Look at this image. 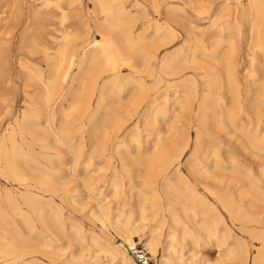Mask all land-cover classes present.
Wrapping results in <instances>:
<instances>
[{
    "label": "rangeland",
    "instance_id": "obj_1",
    "mask_svg": "<svg viewBox=\"0 0 264 264\" xmlns=\"http://www.w3.org/2000/svg\"><path fill=\"white\" fill-rule=\"evenodd\" d=\"M184 1L101 0L104 7H100L96 0H0V264H107L105 250L109 244L122 243L118 232L125 224L128 229L137 231V235H133L142 240L140 246H144L146 239L152 237L159 243L161 241V250L169 239L167 233L170 230L167 226H160L158 219L153 217L155 208H151V205L161 203L160 207L165 206L162 184L166 180L173 183V192L176 195L173 203L177 210V204L181 201L185 205H192V200L187 196L188 192L198 193L207 201L206 214L217 217L216 235L225 233V243L217 247L213 238L210 237V241L200 229L192 232L188 225L190 219L178 211L179 217L190 229V234L185 235L184 242L180 232L173 235L175 246L181 249L183 259L170 264H237L226 259L227 251L232 247L247 251L246 264H264L263 260L258 259L253 262V257L262 244L260 234L264 233V219L258 224L248 223L235 214L246 206L244 193L249 185L263 193L260 204L264 205V88H259L264 84V79H261L264 75L260 70L262 68V72L264 71V58L255 54L259 52L253 46L256 43L253 32H249L246 25H232L233 17L239 16L246 0ZM113 8H120L121 11L114 14ZM107 21L110 25L105 23ZM189 22L194 28L190 27ZM127 29L142 38L140 44L133 42V47L137 49L136 54L126 53L122 44L120 34ZM169 30L171 34H168ZM165 34L167 38L160 40ZM94 39L114 43L128 57V64H133L137 69L133 65L132 68L120 63L117 70L110 73L100 65V69L96 70L101 72L97 84L105 85V93L98 97L95 92L91 99L93 107L96 106L98 98L101 99L98 111L94 117L90 116L95 110L90 107L79 120L67 118L71 130L65 135L66 145L61 143L57 134H34L33 127L37 126L41 130L45 123L44 112L37 106L42 90L32 73L48 78L61 46L65 45L67 49L70 48L69 53L79 55L81 47ZM261 39L264 45V34H261ZM210 42L215 43L210 45ZM203 50L207 58L203 57ZM171 54L174 56L171 61L177 66L174 70L177 74L163 76L159 71L160 61ZM84 68L83 65L82 69L85 70ZM226 69L229 73L233 72L240 94V104L233 111L231 123L225 119L231 108L229 99L226 101L229 98L227 91L223 89L227 79ZM76 70L73 68L72 73H77ZM205 71L213 80V101L208 107L210 110L207 109V119L204 122L207 129L197 124L194 111L186 112L178 106L182 94L191 95L193 90V105L196 107L205 91L200 79V74L202 76ZM192 82L196 84L195 89H191ZM247 83L258 84V94L255 92L256 87H251L252 94L245 99L243 89ZM73 84L72 90L76 91L77 83ZM132 87L136 88L134 91L139 88L137 92L145 87L150 90L141 91L142 102L137 109L128 110L129 107L124 104L133 92ZM66 92L64 90L62 97L53 105V127L57 130L65 119L64 113L73 102V94ZM160 94L163 96L160 97ZM152 97L158 101L147 110V100ZM159 107L163 108V112L155 115L157 120L152 119V114ZM145 113L148 116L144 120L147 115ZM27 114L34 115L36 120L32 117L28 120L31 122L28 123L31 134L19 130L22 115ZM216 114L217 117L214 116ZM217 119L220 120L219 124ZM80 121H85L81 129ZM92 126H95L94 129ZM172 126L182 132L188 127V134H171ZM195 128L203 133L198 135V142L195 140ZM88 129H92L93 136ZM250 138L256 139L259 145L249 144L247 141L250 142ZM186 139L187 144L184 147ZM12 141L16 142L15 149ZM204 152H208L207 155L211 158ZM11 164L16 166L15 169ZM20 174L23 176L20 177ZM231 199L235 202L233 213L230 212L229 215L227 203ZM100 205L107 216L106 222L97 212ZM262 209L264 215V206ZM128 218L129 223L125 222ZM198 218L196 216L195 220ZM138 237L134 240L138 241ZM11 243L19 244L18 249L22 248L23 254L17 256L4 252L6 245ZM126 248L127 246L124 249ZM158 258H155L157 264Z\"/></svg>",
    "mask_w": 264,
    "mask_h": 264
},
{
    "label": "bare ground",
    "instance_id": "obj_2",
    "mask_svg": "<svg viewBox=\"0 0 264 264\" xmlns=\"http://www.w3.org/2000/svg\"><path fill=\"white\" fill-rule=\"evenodd\" d=\"M98 5L100 7H104V3L101 2V0H96ZM184 1V0H183ZM210 1V0H209ZM111 2V1H110ZM112 3V2H111ZM184 3H186L184 1ZM110 4V3H109ZM115 4V3H114ZM113 4V6H114ZM115 5H118V4H115ZM222 5V4H221ZM110 7H112L111 5H109ZM114 7H117V6H114ZM120 7V6H119ZM122 9V7H120ZM115 9L113 8V13L114 14H118L121 9ZM108 9V8H107ZM112 9V8H111ZM111 12V13H112ZM102 13V12H101ZM112 13V14H113ZM217 13V12H216ZM108 17V16H107ZM115 17V16H114ZM217 17V16H216ZM219 17V16H218ZM109 18V17H108ZM116 18V17H115ZM104 19V18H103ZM212 19V18H211ZM118 20V18H117ZM106 21V19H105ZM113 22V19L111 20ZM187 21V20H186ZM215 21V20H213ZM117 22V21H115ZM105 23H109L110 25V22H105ZM119 23V22H118ZM190 23V22H189ZM68 25V24H67ZM190 27L194 28V26L190 23L189 24ZM232 25L234 27H238V26H247V30L249 32H253L252 34L254 35L255 39H256V43L254 46V49L256 52H259V53H255V54H258V55H261L262 58H264V45H263V41L261 39V34H264V0H246L245 1V4L243 5V8L240 10V14L239 16L235 15L233 17V22H232ZM114 26V25H113ZM112 26V27H113ZM224 26V25H223ZM121 27V25H120ZM170 27V26H169ZM108 28V27H107ZM165 28V27H164ZM200 28V27H199ZM113 29V28H111ZM224 29V28H223ZM263 31V32H262ZM162 32V30H161ZM190 32V31H189ZM195 32V31H194ZM72 33V32H71ZM165 33V32H164ZM173 33V31H172ZM196 33V32H195ZM194 33V34H195ZM248 33V32H247ZM65 34V33H64ZM168 34H171L170 30L168 31ZM190 34V33H189ZM192 34V33H191ZM121 39H122V44L123 46L125 47V52L126 53H134L136 54L135 51H137V49H135L133 47V42H138L139 44L141 43V36L139 34H136V36L131 32L129 31L128 29L127 30H122L121 32ZM197 35V34H196ZM195 35V36H196ZM162 36V35H161ZM192 36V35H191ZM166 34L165 36H162V38L160 40H164L166 39ZM193 37V36H192ZM249 36H247L248 38ZM66 39V37H64ZM70 38V37H69ZM72 38V36H71ZM196 38H198L196 36ZM221 38V37H220ZM101 39V38H100ZM254 39V38H253ZM172 40V39H171ZM197 40V39H196ZM204 40V39H203ZM74 41V40H73ZM209 41V40H208ZM248 41V40H247ZM246 41V43H247ZM119 42V41H118ZM150 42V41H149ZM165 42V41H164ZM168 42V41H167ZM151 43V42H150ZM166 43V42H165ZM213 43V42H212ZM210 42V45L212 44ZM215 43V42H214ZM213 43V44H214ZM77 44V43H76ZM120 44V43H119ZM163 44V43H162ZM167 44V43H166ZM212 44V45H213ZM252 44V43H251ZM62 45V44H61ZM75 46V43L74 45ZM192 46V45H191ZM199 46H200V42H199ZM252 46V45H251ZM70 47H72V44L70 45ZM77 47V46H76ZM189 47V46H188ZM193 49H194V46H192ZM215 47V46H214ZM69 48V47H68ZM191 48V47H190ZM251 48V47H250ZM76 49V48H74ZM155 49V48H154ZM178 49V48H177ZM192 49V48H191ZM190 49V50H191ZM192 49V50H193ZM202 49V48H201ZM69 49H67V47L65 45L61 46L58 51H57V56H56V61L54 63V66H53V69H52V72H51V75L48 77V78H44L43 76H41L40 74H38L37 76H35V74L32 73V76L34 78H36L35 80L38 81L42 92H41V96H40V101H39V104H37L38 107L42 108V111L44 112V123H45V126L43 127V129L39 130L37 126H32L33 127V130L35 129L34 134H57V136L60 137L61 139V143L63 145H66V141L65 140V135H68L71 128L68 124V121L67 118L68 117H73V118H76L77 120H79L84 113H86L87 111H89V108L90 107H93L91 105V99L94 95L95 92L98 93V97H100L103 92H104V87L105 85L102 83L101 85L100 84H97V79L100 75L101 72H97L96 70L101 66L104 67L103 69L110 72V73H113L117 70L118 66L120 65V63H124L126 64L127 66L129 67H132V65H129L128 63V57H126L122 52L119 51L118 47H116L114 45V43L108 41V42H103V41H99V40H91L89 41L88 43H86L84 46L81 47L80 49V54L77 55V53H69L68 52ZM139 50V49H138ZM176 50V48H175ZM189 50V51H190ZM191 50V51H192ZM209 50V49H208ZM250 50V49H249ZM171 51V50H170ZM183 51V50H182ZM194 51V50H193ZM192 51V53H193ZM207 51V50H206ZM210 51V50H209ZM208 51V52H209ZM124 52V51H123ZM174 52V51H173ZM172 52V53H173ZM177 52V51H176ZM179 52H181L179 50ZM200 52V51H199ZM212 52V51H211ZM191 53V52H190ZM196 53V52H194ZM203 53V57H206L207 58V54L205 53V51L203 50L202 51ZM252 53V55H253ZM134 54H132L134 56ZM213 54V53H212ZM211 54V55H212ZM215 54V53H214ZM192 55V54H190ZM195 55V54H194ZM199 55V54H198ZM53 56V55H52ZM99 56L102 57V60L100 62L99 60ZM129 56V55H128ZM137 56V55H135ZM189 56V55H188ZM193 56V55H192ZM191 56V57H192ZM100 57V58H101ZM140 57V55H139ZM138 57V59H139ZM199 57V56H198ZM202 57V56H201ZM253 57V56H252ZM256 57V56H255ZM172 58H174V56H172V54L165 58H163L161 61H160V66H159V71H160V74L163 75V76H172V75H175L177 74L176 72H174V70H176L177 66L176 64L172 63L173 61ZM136 60H138L137 58H135ZM141 59V57H140ZM134 60V59H133ZM178 60V59H177ZM195 60V58H194ZM220 60V59H219ZM222 60V59H221ZM263 60V59H262ZM140 61V60H139ZM138 61V62H139ZM188 61H190L188 59ZM186 60V62H188ZM192 61V60H191ZM201 61H202V58H201ZM211 61V59H210ZM137 62V63H138ZM185 62V63H186ZM195 62V61H193ZM214 62V61H213ZM222 62V61H221ZM220 62V63H221ZM261 62V61H260ZM264 62V61H263ZM102 63V64H101ZM184 63V64H185ZM142 64V63H141ZM145 64V63H144ZM189 64V63H188ZM194 64V63H193ZM218 64V63H217ZM262 64V63H261ZM85 66V70L82 69V66ZM118 65V66H117ZM179 65V64H178ZM215 65V64H214ZM223 65V64H222ZM261 66V65H260ZM264 66V64H263ZM52 67V66H51ZM133 67H135L133 65ZM132 67V68H133ZM138 67V66H137ZM146 67V66H145ZM200 67V66H199ZM224 67V66H222ZM73 68H76L77 70V73L73 74L72 72V69ZM136 68V67H135ZM204 68V66L202 67V69ZM225 68V67H224ZM264 68V67H263ZM50 69V70H51ZM100 69V68H99ZM101 69V70H103ZM129 69V68H128ZM137 69V68H136ZM135 69V70H136ZM146 69V68H145ZM130 70H132L130 68ZM134 70V69H133ZM221 70V69H220ZM261 70V73H263L264 75V71L262 72V68L260 69ZM148 71V70H147ZM199 71V70H198ZM135 72V71H134ZM155 72V71H154ZM136 73V72H135ZM104 74V73H103ZM115 74V73H114ZM113 74V75H114ZM224 74V73H223ZM226 74H227V79L225 80V85L223 89H225L227 91V94L229 96V98L226 99V101L229 99L230 101V104H231V108L228 110V113H227V116H226V120L229 121L230 123L232 122L231 118L233 116V111L236 109L237 105L240 104L239 103V85H238V82L234 79V75H233V72L230 71V73L228 72V70L226 69ZM237 74V73H236ZM112 75V76H113ZM143 75V74H142ZM261 75V76H263ZM253 76V75H251ZM260 76V75H259ZM154 77V76H153ZM200 79H201V82H202V85L204 86V94H201L202 97L199 99L196 107L195 105H193V98H194V94H193V90L191 95H189V93H185V94H182L183 97L180 99V98H177V99H180L178 101V106H179V109H182V110H185L186 112H191V111H194L196 117H197V124L202 127V128H205L207 129V124L204 123L205 120L207 119V109H209V105H211V102L213 101L212 98L213 96L211 95V91L213 90V80L211 78H209V74L205 71L203 73V75L201 76L200 74ZM225 77V75H224ZM142 78V77H141ZM146 78V77H145ZM192 78V77H191ZM207 78V80H206ZM250 78V77H249ZM33 79V78H32ZM101 79V78H100ZM99 79V80H100ZM165 79V78H164ZM167 79V78H166ZM186 79V78H185ZM188 79V78H187ZM194 79V78H193ZM261 79H264V76L263 78ZM102 80V79H101ZM116 80V79H115ZM136 81V79H134ZM138 80V78H137ZM142 80V79H141ZM246 81V79H244ZM248 80V79H247ZM156 81V80H155ZM190 83H191V79H189ZM240 81V80H239ZM73 82L77 83L76 87H77V90L73 91L72 89L74 88V84ZM109 82H111L109 80ZM113 82V80H112ZM115 82V81H114ZM141 82V81H140ZM139 82V85L143 82L140 83ZM145 82V81H144ZM168 82V80H167ZM166 82V83H167ZM171 82V81H170ZM176 82V81H175ZM183 82V81H182ZM197 82V81H196ZM122 83V82H121ZM137 83V82H136ZM169 83V82H168ZM187 83V82H186ZM218 83V82H217ZM250 83V82H249ZM145 84V83H144ZM173 84V83H171ZM216 84V83H215ZM251 84V83H250ZM250 84H245L244 85V89H243V93H244V98L246 99L250 94H252V88L253 87H256V85L258 84H255L253 83L252 85ZM100 85V86H99ZM117 85V84H116ZM130 85V84H129ZM132 85V84H131ZM135 85V84H134ZM148 85V84H147ZM164 85V84H163ZM168 85V84H167ZM170 85V84H169ZM178 85V84H177ZM181 85V84H180ZM188 85V84H186ZM191 85V84H190ZM189 85V86H190ZM199 85V84H198ZM218 85H221L220 83H218ZM108 86V85H107ZM142 86V84H141ZM140 86V87H141ZM165 86V85H164ZM171 86V85H170ZM169 86V87H170ZM191 89H195V86L196 84L194 82H192V85H191ZM109 87V86H108ZM116 87V86H115ZM113 87V88H115ZM118 87V86H117ZM136 87V86H135ZM168 87V86H167ZM168 87V88H169ZM181 87V86H179ZM183 87V86H182ZM202 87V86H201ZM216 87V86H215ZM240 87H243V86H240ZM252 87V88H251ZM264 88V84H262L261 87L259 88ZM126 88V87H125ZM133 88V87H132ZM137 88V87H136ZM136 88H133V92L132 94L130 95L128 101L124 104V105H127L129 107L128 110H135L137 109V107L139 106V104L142 102L143 100V97H142V92L144 91V89H146V87L143 89V90H140V92H137L139 90L134 91V89ZM143 88V87H142ZM171 88V87H170ZM173 88V87H172ZM185 88V87H184ZM183 88V89H184ZM188 88V86H187ZM186 88V89H187ZM198 88V87H197ZM157 89V88H156ZM178 89V88H177ZM185 89V90H186ZM221 89V88H220ZM241 89V90H242ZM257 87L255 88V92H256V95L258 94V92L256 91ZM67 91L66 93H69L70 92L73 94V98H71L73 100L71 106L69 109H67V111L64 113V121L62 123V125H60V129L57 130L53 127V105L55 104V101L58 99V98H61L62 95H63V91ZM109 90V89H108ZM147 90H150V89H146ZM159 90V89H158ZM167 90V89H166ZM164 90V93H166ZM189 90V88H188ZM187 90V91H188ZM224 90V91H225ZM131 91V90H130ZM155 91V90H154ZM198 91V90H197ZM145 92V91H144ZM157 92V90H156ZM163 92V91H162ZM105 93V92H104ZM114 93V92H113ZM149 93V92H148ZM155 93V92H154ZM163 93V94H164ZM174 93V92H172ZM218 93V92H217ZM261 93V92H260ZM259 93V94H260ZM264 93V91L262 92ZM71 94V95H72ZM130 94V93H129ZM128 94V95H129ZM152 94V93H151ZM213 94V92H212ZM112 95V94H111ZM116 95V94H115ZM127 95V96H128ZM158 95V94H157ZM161 95V94H160ZM173 94H171V97H172ZM216 95V94H215ZM219 95V94H218ZM254 95V94H253ZM264 95V94H262ZM65 96H68V94H66ZM97 96V95H96ZM144 96V95H143ZM163 95H161L160 97H162ZM255 96V95H254ZM70 97V96H69ZM149 97V96H148ZM147 97V98H148ZM167 97V96H166ZM175 97V96H174ZM200 97V95H199ZM217 97V96H216ZM241 97V96H240ZM105 98V97H104ZM164 98V99H163ZM162 99L165 101V96L163 97ZM175 98V99H176ZM198 98V97H197ZM221 98V97H220ZM257 98V97H256ZM260 98V97H259ZM174 99V98H173ZM224 99V98H223ZM249 99V98H248ZM251 99V97H250ZM61 100V99H60ZM59 100V101H60ZM157 99L152 97L150 98V100H147V105H146V109L149 110L150 107H153L155 104V102L157 103L156 101ZM171 100V99H170ZM263 100V99H262ZM69 101V100H67ZM94 101V100H93ZM121 101V100H119ZM146 101V100H145ZM173 101V100H172ZM218 101V100H217ZM259 101V100H257ZM101 103V99L98 98V100L96 101V108L93 107L95 110L94 112L90 113L91 115L90 116H93L95 115V112H97V108L98 106L100 105ZM242 102V101H241ZM260 102V101H259ZM65 103V102H63ZM118 103V102H117ZM145 103V102H144ZM165 103V102H164ZM251 104L252 101H250ZM263 102L260 103V105H262ZM103 104V103H102ZM101 104V105H102ZM105 104V103H104ZM120 104V103H119ZM169 104V103H168ZM215 104V103H214ZM249 104V103H248ZM250 104V105H251ZM106 105V104H105ZM123 104H121V106H124ZM144 105V106H145ZM226 105V104H225ZM229 105V104H228ZM244 105V103L242 104ZM247 104H245L246 106ZM60 106V105H59ZM68 106V105H67ZM170 106V105H169ZM175 107V105H173ZM227 106V105H226ZM215 107H218V106H215ZM242 107V106H241ZM55 108V107H54ZM101 108V106L99 107ZM172 108V107H171ZM247 108V107H246ZM258 108V106H257ZM175 109V108H174ZM179 109H177V112L179 111ZM40 110V109H39ZM92 110V109H91ZM101 110V109H100ZM163 108L162 107H159L155 110V112L152 114V119L155 118V115L157 113H160V112H163L162 111ZM166 110V108H165ZM168 110V109H167ZM173 110V109H172ZM181 110V111H182ZM210 110V109H209ZM170 111V110H169ZM174 111V110H173ZM180 111V112H181ZM184 111V112H185ZM224 111V110H223ZM249 111V110H248ZM255 111H257L255 109ZM262 111V110H261ZM100 112V111H99ZM126 112V111H125ZM147 112V111H146ZM171 112V111H170ZM209 112V111H208ZM254 112V111H253ZM260 112V110H259ZM104 112H102L103 116H104ZM150 113V112H149ZM167 113V111H166ZM173 113V112H172ZM212 113V112H211ZM245 113V112H244ZM258 113V111H257ZM38 114V112L36 113ZM89 114V112H88ZM97 114V113H96ZM147 114V113H145ZM165 114V113H164ZM174 114V113H173ZM177 114V113H176ZM179 114V113H178ZM214 114V113H213ZM99 115V114H98ZM129 115V114H128ZM150 115V114H149ZM162 115V114H161ZM175 115V114H174ZM210 115V114H209ZM218 114L214 115L215 117H217ZM34 115L32 114H27L25 116L22 115V123L21 125H19V130L20 132L22 131H26V132H30L29 130V127H30V124H28L30 121L29 118L32 117L33 118ZM38 116V115H37ZM62 116V115H61ZM89 116V115H88ZM101 116V117H103ZM124 116V115H123ZM148 114L146 115V117L144 118V120L147 118ZM163 116V115H162ZM161 116V117H162ZM183 116V115H182ZM194 116V114H193ZM263 116V115H262ZM40 117V115L38 116ZM94 117V116H93ZM97 117V116H96ZM150 117V116H149ZM175 117V116H174ZM180 117V116H179ZM212 116H210V119H211ZM219 117V116H218ZM42 118V120H43ZM85 118H90V117H85ZM158 117H156L155 119L157 120ZM164 118V117H162ZM187 118V116H186ZM189 118V117H188ZM34 119V118H33ZM120 119V118H119ZM151 119V118H150ZM180 119V118H179ZM182 119V117H181ZM193 119V118H192ZM224 119V118H223ZM35 120V119H34ZM33 120V121H34ZM61 120H62V117H61ZM87 120V119H85ZM89 120V119H88ZM87 120V121H88ZM143 120V119H142ZM141 120V121H142ZM149 120V119H147ZM146 120V121H147ZM190 120V119H189ZM195 120V119H194ZM32 121V122H33ZM36 121V120H35ZM124 121V120H123ZM176 121V120H175ZM220 122V120L217 119V122ZM251 121V120H250ZM91 122V121H90ZM117 122V121H116ZM143 122V121H142ZM141 122V123H142ZM149 122V121H148ZM148 122H147V125H148ZM182 122V121H181ZM216 122V123H217ZM218 122V124H219ZM247 122V120H246ZM31 123V122H30ZM83 123H85V121H80L79 123V129H81L83 127ZM87 123V122H86ZM108 123V122H107ZM146 123V122H145ZM152 123V122H151ZM175 123V122H174ZM215 123V124H216ZM177 124V123H175ZM217 124V125H218ZM226 124V123H225ZM254 124V123H253ZM89 123H88V127H89ZM103 125V124H102ZM197 125V126H198ZM216 125V126H217ZM224 125V124H223ZM257 125V124H256ZM55 126V125H54ZM75 126V125H74ZM180 126V124H179ZM178 126V127H179ZM185 127V125H182ZM212 126V125H211ZM220 126V125H219ZM230 126V125H229ZM232 126H234L232 124ZM37 127V128H36ZM42 127V126H41ZM73 127V126H72ZM87 127V128H88ZM91 127V126H90ZM89 127V128H90ZM93 129L95 126H92ZM187 127V126H186ZM199 127V128H200ZM75 128V127H74ZM73 128V129H74ZM181 128V126L179 127ZM179 128H173L172 126V130H171V134H188V132L186 131L188 129L185 130V131H180ZM199 128H195V140L198 142L199 141V136L202 133V130H200ZM218 128V127H217ZM243 128V127H242ZM72 129V130H73ZM99 130V128H97ZM213 129V128H212ZM244 129V128H243ZM254 129V128H253ZM29 130V131H28ZM91 131L90 134H92V129H88V131ZM184 130V129H183ZM218 130V129H216ZM227 130V129H226ZM236 130L239 131V128H236ZM241 130V128H240ZM251 130V129H250ZM248 130V131H250ZM87 131V130H86ZM101 132V130H99ZM111 132V131H110ZM205 132V131H204ZM243 132V130H242ZM241 133V132H240ZM244 133V132H243ZM246 133V132H245ZM250 133V132H249ZM31 134V132L29 133ZM62 134V135H61ZM200 134V135H199ZM205 134V133H204ZM226 134V133H224ZM248 134V133H247ZM99 135V134H98ZM97 135V137H98ZM199 135V136H198ZM242 135H246V134H242ZM23 136V135H22ZM39 136V135H38ZM93 136V134H92ZM224 136V135H223ZM222 136V137H223ZM247 136V135H246ZM253 136V135H252ZM257 136V135H256ZM177 137V135H176ZM199 137V138H198ZM218 137V136H217ZM69 138V137H68ZM94 138V137H93ZM131 138V137H130ZM129 138V139H130ZM179 138V137H178ZM10 139V138H9ZM24 139V138H23ZM183 139V138H182ZM246 139V138H244ZM258 139V138H257ZM50 140V139H49ZM70 140V139H69ZM136 140V138H135ZM222 140V139H221ZM263 140V138H262ZM38 141V140H37ZM41 141V140H40ZM112 141V140H111ZM114 141V139H113ZM168 141V140H167ZM166 141V142H167ZM218 141V140H217ZM236 141V140H235ZM60 142V141H59ZM69 142V141H68ZM175 142V141H174ZM249 144H251L252 146H257L258 142L256 139L254 138H250V142L247 141ZM264 142V141H263ZM16 142L12 141V147L15 149ZM25 143V142H24ZM42 143V142H41ZM53 143V142H52ZM196 143V142H195ZM33 144V143H32ZM96 144V143H95ZM167 144V143H166ZM171 144V143H170ZM186 144H187V139L185 140V145L184 147H186ZM209 144V143H208ZM263 144V143H262ZM111 145V144H110ZM117 145V144H116ZM259 145V144H258ZM195 146H197V144H195ZM204 146V145H203ZM207 146V145H206ZM249 146V145H248ZM252 146H251V149H252ZM11 147V146H10ZM122 147V146H121ZM198 147V146H197ZM263 147V146H262ZM2 148V147H1ZM12 148V149H13ZM19 148V147H18ZM69 148V147H68ZM117 148V147H116ZM200 148V147H199ZM13 149V150H14ZM17 149V148H16ZM54 149V148H53ZM210 149V148H208ZM257 149V148H256ZM264 149V148H263ZM157 150V149H156ZM197 150V148H196ZM199 150V149H198ZM203 150H205V148L203 147ZM212 150V149H211ZM249 150V148L247 149ZM259 150V149H257ZM207 151V150H206ZM209 151V150H208ZM203 152V151H202ZM259 152V151H258ZM257 152V153H258ZM24 153V152H23ZM160 153V152H159ZM196 153V152H195ZM206 153V152H204ZM208 153V152H207ZM206 153V155H207ZM116 154V153H115ZM156 154V153H155ZM210 154V153H209ZM27 155V154H26ZM123 156V155H122ZM127 156V155H126ZM161 156V154H160ZM208 156V155H207ZM260 156H262L260 154ZM121 157V156H120ZM210 157V156H208ZM250 157V156H249ZM162 158V157H161ZM211 158V157H210ZM3 159V158H2ZM166 159V158H165ZM206 159V158H205ZM259 159V158H257ZM152 160V159H151ZM204 160V159H203ZM159 161V160H158ZM190 161V160H189ZM168 162V161H167ZM229 162V161H228ZM27 164V162H25ZM193 163V162H192ZM201 163V162H200ZM15 164V163H14ZM14 164H11L10 166H12V168L15 169V165ZM55 165V164H54ZM53 165V166H54ZM231 167V166H230ZM249 167V166H248ZM53 168V167H52ZM192 169V168H191ZM190 169V170H191ZM18 170V168H17ZM22 170V169H21ZM174 170V169H173ZM221 170V169H220ZM232 170V168H231ZM257 170V169H256ZM23 171V170H22ZM124 171V170H123ZM176 171V170H174ZM223 171V170H222ZM237 171V170H236ZM224 172V171H223ZM233 172H235L233 170ZM254 172V171H253ZM258 172V171H257ZM175 173V172H174ZM220 173V172H219ZM260 173V172H259ZM37 174V173H36ZM218 174V172H217ZM225 174V173H224ZM239 174V173H237ZM236 174V176H237ZM241 174V173H240ZM254 174V173H253ZM21 175V174H20ZM26 175V174H25ZM176 175V174H175ZM262 175V173H261ZM23 175H21L20 177H22ZM217 176V175H216ZM246 176V175H245ZM264 176V175H263ZM25 177V176H24ZM168 177V176H167ZM172 177V175H171ZM218 177V176H217ZM211 178V177H210ZM221 178V177H220ZM34 179H36V177H34ZM38 179V178H37ZM151 179V178H150ZM174 179V178H173ZM172 179V180H173ZM171 180V179H170ZM223 180V179H222ZM46 181V180H45ZM59 182V180H58ZM183 182H185L183 180ZM114 183V182H113ZM150 183V182H149ZM152 183V182H151ZM155 181H153L152 184H154ZM162 183V182H161ZM237 183V182H236ZM61 184V183H60ZM186 184V183H185ZM247 184V182H246ZM249 184V183H248ZM253 184V183H252ZM113 185V184H112ZM121 186V184H119ZM163 185V188H164V200L165 201V206H161L160 207V204H157L156 203H153L151 205V208H155V210L153 211V217L154 218H157L158 221H159V224L160 226H167L168 229L170 230L168 236V241H166V243L163 244L164 248H162L160 250V247H162V243L160 241H156L154 238L152 237H148L146 239V242L143 244L146 249H148L149 253H151L152 257L155 259V258H158V261H159V264H170L171 262H174V263H177V262H181V260L183 259V254H182V251L181 249L179 250V248L177 249L176 248V243L175 241L173 240V235L175 234H178L180 232L181 234V240H185V235H189L190 234V229L188 228V226L182 221V219L179 217V212L180 211L183 216H185L186 218H189L190 221L188 222L189 226L192 228V232L195 231V230H199L201 231V233L203 232L204 234L207 235L208 238L212 237L213 240L217 243V247H220L221 245H223V243H225V233H220L216 235V224H217V217L216 216H211L209 217L207 214H206V210L205 209V206H207V201H205L200 194L198 193H193V192H186L187 193V196L192 200V205L188 206V205H185L182 201V203L180 202L178 205L179 207V210H177V208L175 207L174 203H173V200L176 198V195L174 194L173 192V183H170L168 180L164 181V183L162 184ZM255 185V183H254ZM246 186V185H245ZM30 187V186H29ZM87 187V186H86ZM114 187V186H113ZM162 187V186H161ZM177 187V186H175ZM232 187V186H231ZM255 186L253 185H249L248 189L245 190L246 192L244 193V198L247 199V203H246V206L244 209H241L239 206V210L237 212H235L236 216L239 218V219H242L248 223H254V224H258V223H261L262 220L264 219V215H263V209H262V204L261 201H262V194L261 192L258 191V189H255L254 188ZM259 188V187H258ZM210 189V188H209ZM36 190V189H34ZM115 190V189H114ZM118 190V189H117ZM176 190V189H175ZM187 190V189H185ZM113 191V190H112ZM180 191V190H179ZM178 191V192H179ZM184 191V190H183ZM191 191V190H190ZM114 192V191H113ZM196 192V191H195ZM206 193V192H205ZM232 193V192H231ZM26 194V193H25ZM116 195V194H115ZM33 197V196H32ZM30 198V197H29ZM138 198V197H137ZM189 199V200H190ZM236 199V198H235ZM245 199V200H246ZM11 200V199H9ZM179 200V199H178ZM225 200V199H224ZM13 201V200H12ZM228 201V200H227ZM16 202V201H15ZM178 202V201H176ZM234 202L232 199L228 201L227 203V210L229 211V215H230V212H232L233 210V207H234ZM238 202V201H237ZM244 202V201H243ZM246 202V201H245ZM211 203V202H210ZM16 204V203H15ZM99 205V203H98ZM97 205V206H98ZM241 205V204H240ZM39 206V205H38ZM101 207H98V210L97 208H94L97 210V212H99V215L100 217L103 218V220L106 222V214L103 212V206L100 205ZM236 206V205H235ZM225 207V206H224ZM237 207V206H236ZM207 208V207H206ZM209 208V207H208ZM226 208V207H225ZM243 208V207H242ZM108 209V208H106ZM140 209V207H139ZM110 210V208H109ZM24 211V210H23ZM211 211V210H210ZM236 211V209H235ZM32 212V211H31ZM117 212V211H116ZM145 212V210H144ZM218 212V211H216ZM227 212V211H226ZM33 213V212H32ZM190 213V214H189ZM215 213V212H214ZM130 214V213H129ZM36 215V214H35ZM189 215V216H187ZM216 215V214H215ZM199 217L198 220H195V217ZM184 217V218H185ZM29 218V217H28ZM115 218V216H114ZM235 218V217H234ZM237 218V219H238ZM41 219V218H40ZM118 219V218H117ZM1 220V219H0ZM109 220V219H108ZM116 220V219H115ZM129 218L125 221L127 223H129ZM2 223V221H0ZM114 222V221H113ZM111 223V222H110ZM59 224V223H58ZM134 224V223H133ZM263 224V223H262ZM5 226V225H4ZM46 226V225H45ZM133 226V225H132ZM59 227V226H58ZM252 227V226H251ZM23 228V227H22ZM225 228V227H224ZM9 229V228H8ZM194 229V230H193ZM253 229V228H252ZM118 230V229H117ZM133 230V229H132ZM130 229L127 228V225H123L121 228H119V231L118 234L120 235V237L122 238V243L120 244H109L105 250V257H107V264H132V260L130 258V256L128 255L127 253V248L128 247H133V246H137L142 243V240L139 239L138 236H136V232L137 231H132ZM143 230V229H142ZM13 231V230H12ZM3 233V232H2ZM200 233V234H201ZM133 234H136V235H133ZM152 234V233H151ZM179 234V235H180ZM257 235V234H255ZM254 235V236H255ZM15 236V235H14ZM19 236V235H17ZM149 236V235H148ZM191 236V235H190ZM205 236V235H204ZM135 237H138V241H135L134 238ZM259 237V236H258ZM48 238V237H47ZM167 238V237H166ZM177 238V237H176ZM210 238V241L211 239ZM3 239V238H2ZM164 239V238H163ZM205 239V238H204ZM260 239L262 240V244H261V247H258L257 249V253L254 255L253 257V262L254 260L258 259V260H263L264 262V233H261L260 234ZM11 240V239H10ZM27 240V239H26ZM52 240V239H51ZM180 240V237L179 239ZM180 240V242H181ZM3 241V240H2ZM20 241V240H19ZM29 241V240H28ZM197 241V240H196ZM200 241V240H199ZM4 242V241H3ZM11 242V241H10ZM9 242V243H10ZM15 242V241H13ZM184 242V241H183ZM17 243V242H16ZM183 244V243H182ZM201 244V243H200ZM19 245V244H18ZM17 244H14V243H11L10 245H6L7 247H5L6 249H4L3 251L8 253V254H14V255H17L18 254H23V251H22V248L21 249H18V246ZM21 246V244H20ZM46 246V245H45ZM125 246H127L126 250L124 249ZM181 246V245H180ZM3 247V246H2ZM22 247V246H21ZM25 247V245H24ZM23 247V248H24ZM48 247V246H47ZM181 248V247H180ZM25 250V249H24ZM175 250H177V253H175ZM189 250V249H188ZM219 252V251H218ZM221 255V254H220ZM246 256H247V251L246 250H238L235 248H230L228 249L227 251V257L226 259L227 260H230L232 263H237V264H246ZM194 257V256H193ZM17 258V257H16ZM206 258V257H205ZM14 259V258H13ZM156 261V260H155ZM13 262V261H12ZM259 262V261H258ZM202 263V262H201ZM205 263V262H204ZM262 263V262H261ZM157 264V262H156Z\"/></svg>",
    "mask_w": 264,
    "mask_h": 264
},
{
    "label": "built area",
    "instance_id": "obj_3",
    "mask_svg": "<svg viewBox=\"0 0 264 264\" xmlns=\"http://www.w3.org/2000/svg\"><path fill=\"white\" fill-rule=\"evenodd\" d=\"M127 253L132 260V264H156L155 259L144 246L128 247Z\"/></svg>",
    "mask_w": 264,
    "mask_h": 264
}]
</instances>
